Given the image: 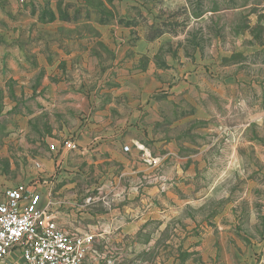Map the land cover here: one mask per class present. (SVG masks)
<instances>
[{"label":"rangeland","instance_id":"obj_1","mask_svg":"<svg viewBox=\"0 0 264 264\" xmlns=\"http://www.w3.org/2000/svg\"><path fill=\"white\" fill-rule=\"evenodd\" d=\"M149 1L160 6L159 16L166 20L160 30L182 35L188 22L191 27L184 48H175L181 42L163 41L135 50V55L129 51L126 74L137 72L147 83L155 76L158 79L156 109L147 112L149 117L143 115L145 122L135 131L128 130V137L141 144L133 142L128 151L124 148L128 155L137 150L143 173L135 183L142 191H80L78 203L85 204L87 199L103 203L115 195L118 201L130 196L163 204L159 213L172 216L173 221L157 226L163 234L158 251L160 255L173 232L169 256L174 253L176 263L198 264L206 256L211 264L215 260L264 264V0H168L167 5L162 0ZM184 3L194 15L213 13L192 23ZM46 4L37 1L21 7L16 0H0V72L12 58L33 57L42 40H51L53 31L44 25L64 4ZM104 20H110L109 16ZM122 22H140L146 33L151 26L146 18L140 21L135 11ZM131 38L134 41L133 34ZM196 52L203 64L195 68L182 64L183 54L192 58ZM193 73L195 80H190ZM116 81L117 77L112 78ZM188 85L203 92L204 102L214 104L212 112L205 106L207 117L214 115L211 120L194 119L198 109L184 101ZM5 116L0 114V182H26L29 168L40 167L33 159L43 145L30 147L28 153L22 137L16 138L15 145ZM31 140L37 142L38 136ZM115 167L117 174L122 172L118 164ZM108 170L100 166L88 183L106 184ZM81 181L80 186L86 184ZM116 182L131 183L120 176Z\"/></svg>","mask_w":264,"mask_h":264},{"label":"crops","instance_id":"obj_2","mask_svg":"<svg viewBox=\"0 0 264 264\" xmlns=\"http://www.w3.org/2000/svg\"><path fill=\"white\" fill-rule=\"evenodd\" d=\"M38 1L64 5L62 9L56 8L49 15L51 22L44 25L53 31L51 40H42L33 57L12 58L6 68H1L0 114L6 115L10 122L6 125L7 133L15 145L17 137H22L27 153L30 147L43 145L33 159L40 167L29 168L26 182H0V186L32 185L41 196V206L53 214L60 229L69 235L94 236L92 251L83 264H197L192 260L176 263L174 253L169 256L174 245L173 232L170 238L166 237L159 255L158 241L163 234L157 226L173 221L172 216L159 213L163 204L131 200L130 196L129 200L118 201L115 195L105 198L103 203L97 200L90 203L89 199L85 204L78 203L80 191L112 194L125 189L133 193L141 190L135 183L143 173L137 163V150L128 155L124 148L133 142L141 144L128 137V130L135 131L145 122L143 115L156 109L158 79L155 76L147 83L137 72L132 76L126 74L129 51L133 50L135 55V50L155 47L163 41L181 42L175 48H184L190 23L182 35L160 30L166 20L159 16L160 6L149 0ZM162 1L167 5L168 0ZM183 7L192 23L213 13L194 15L186 3ZM132 11L140 21L147 19L150 35L140 22L121 23ZM105 16L110 20H104ZM181 60L194 68L204 62L199 52L192 58L183 54ZM195 75L190 80H195ZM114 77L116 82H112ZM202 93L188 85L184 101L198 109L195 120H211L214 115L207 117L205 106L212 112L214 104L210 100L204 102ZM35 136L37 142L31 140ZM66 140L76 141L80 150L50 151V145H61ZM116 164L121 173H116ZM100 166L109 169L104 178L107 182L96 187L88 182ZM119 176L131 183L116 182ZM81 180L86 184L80 186ZM206 258L198 264H211ZM16 263L23 264L19 252L14 250L4 264ZM213 264L222 262L215 260Z\"/></svg>","mask_w":264,"mask_h":264},{"label":"built area","instance_id":"obj_3","mask_svg":"<svg viewBox=\"0 0 264 264\" xmlns=\"http://www.w3.org/2000/svg\"><path fill=\"white\" fill-rule=\"evenodd\" d=\"M37 1L16 3L24 7ZM79 149L73 140L50 145V151L56 153ZM94 240L92 235L74 236L60 229L53 214L41 206V196L32 185L0 186V264L6 263L14 250L19 252L23 264H83Z\"/></svg>","mask_w":264,"mask_h":264}]
</instances>
